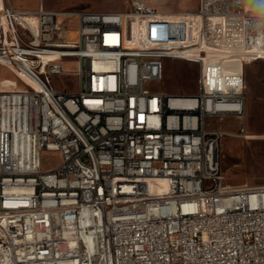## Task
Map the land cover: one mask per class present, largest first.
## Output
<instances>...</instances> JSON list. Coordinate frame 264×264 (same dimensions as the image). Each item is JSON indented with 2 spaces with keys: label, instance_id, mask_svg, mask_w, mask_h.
<instances>
[{
  "label": "built area",
  "instance_id": "2783aa9c",
  "mask_svg": "<svg viewBox=\"0 0 264 264\" xmlns=\"http://www.w3.org/2000/svg\"><path fill=\"white\" fill-rule=\"evenodd\" d=\"M0 3V264H264V185L225 183L227 132L212 127L243 115L234 58L264 59V12L200 0L185 14L195 42L167 46L176 16L142 0L75 13ZM132 18L156 40L125 44ZM164 59L199 65L197 94L148 88ZM67 60L73 92L52 81ZM2 68L19 87L2 88Z\"/></svg>",
  "mask_w": 264,
  "mask_h": 264
},
{
  "label": "rangeland",
  "instance_id": "374dc122",
  "mask_svg": "<svg viewBox=\"0 0 264 264\" xmlns=\"http://www.w3.org/2000/svg\"><path fill=\"white\" fill-rule=\"evenodd\" d=\"M15 5L35 11L42 7L44 10L54 12L79 11H118L125 9L129 0H5ZM146 3L155 6L150 0ZM170 4L179 3L182 8L191 7L193 10L199 6L200 0H162ZM1 2V0H0ZM197 2V3H196ZM245 5L259 12H264V0H244ZM190 11V10H189ZM173 14V13H172ZM169 25V39L163 42L167 46L191 45L196 40V20L182 13H175ZM187 17L189 20L186 23ZM187 24L186 29L184 24ZM136 21L131 19L125 28V44L130 41H140L147 44L156 40L155 35L139 34L135 30ZM0 23V29H3ZM74 27V24H71ZM188 37L184 40L183 31ZM151 33L158 35L159 29ZM190 34V37H189ZM182 40V41H181ZM182 49H192L186 47ZM162 80L148 86L150 90L170 94L195 95L199 91V65L180 59L163 60ZM66 73L53 76V86L58 91L73 92L77 88V78L73 74L76 62L67 60L64 64ZM245 106L241 118H228L215 122L212 127L221 128L227 132L220 141V166L224 181L231 186H261L264 185V59L245 63L243 68ZM2 88L8 85L19 87L17 79L4 68L1 69ZM243 129V133L240 130ZM44 166H51L57 162V155L42 153ZM163 181H154L153 185L161 186Z\"/></svg>",
  "mask_w": 264,
  "mask_h": 264
},
{
  "label": "crops",
  "instance_id": "0c3cea01",
  "mask_svg": "<svg viewBox=\"0 0 264 264\" xmlns=\"http://www.w3.org/2000/svg\"><path fill=\"white\" fill-rule=\"evenodd\" d=\"M142 1H144V0H142ZM154 5H156V7L155 6H153V7H155L158 11H161V12H164V13H173V14H175V13H182V14H193V13H195L196 11H191V10H193L194 9V7L196 6V4L194 5V6H191V7H186V8H182L181 6H180V4L179 3H176V4H170V3H168V2H164V1H162V0H150ZM145 2V1H144ZM12 3V2H11ZM146 3V2H145ZM197 3V2H196ZM16 8H19V9H23V8H21V7H19V6H17V5H15L14 3H12ZM146 4H148V3H146ZM148 5H150V4H148ZM127 6H128V2H127V5H126V7H125V9L127 8ZM150 6H152V5H150ZM125 9H123V10H125ZM26 10V9H25ZM123 10H118V11H96V12H121V11H123ZM190 10V11H189ZM197 10V9H196Z\"/></svg>",
  "mask_w": 264,
  "mask_h": 264
},
{
  "label": "bare ground",
  "instance_id": "6f19581e",
  "mask_svg": "<svg viewBox=\"0 0 264 264\" xmlns=\"http://www.w3.org/2000/svg\"><path fill=\"white\" fill-rule=\"evenodd\" d=\"M1 1H2V0H1ZM0 4H1V3H0ZM0 23L3 24L2 21H0ZM0 30H1V29H0ZM179 51H180V52L182 53V55H184V56H189V55L200 56L198 50H196V49H194L195 53H194V52L192 53V49H182V50H179ZM241 66H242V69H243V68H244V64H241V58H240L239 56H238V57H235V58H234V67H235L236 69H234V70H238V69H240Z\"/></svg>",
  "mask_w": 264,
  "mask_h": 264
}]
</instances>
